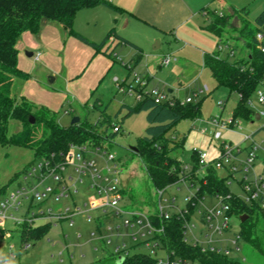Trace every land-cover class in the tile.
I'll list each match as a JSON object with an SVG mask.
<instances>
[{"label":"rangeland","instance_id":"obj_1","mask_svg":"<svg viewBox=\"0 0 264 264\" xmlns=\"http://www.w3.org/2000/svg\"><path fill=\"white\" fill-rule=\"evenodd\" d=\"M219 4L224 3L227 8H231L230 12H222L208 10L207 14L213 18H225L227 26L222 30L221 40L225 44H229L236 49L234 55L228 57L232 62L239 59L246 62L249 55H252L253 48L250 44V38L254 33L253 27L248 24L244 29L243 15H236L233 8L244 10L247 13L248 20L252 23L254 18L264 10V0H219ZM226 14V15H225ZM244 14V13H242ZM227 16V17H226ZM206 25L211 23L208 16L203 17ZM210 34V33H209ZM210 52L215 51L217 37L212 36L207 39ZM174 45L171 48L163 47L159 54H171L175 59H181L178 51L173 52ZM176 49V48H175ZM191 50V51H190ZM20 54H26L31 51L19 48ZM172 51V52H171ZM35 55L36 51H33ZM161 55V56H162ZM159 56V55H158ZM219 56L226 58L227 51L223 48ZM36 57V56H35ZM121 56H119L118 60ZM184 61H190L193 64L203 67L201 72L191 81L178 83L176 81V73L174 70V62L168 67L158 69L150 66L152 57L144 53L140 59L128 70L121 67L122 71L117 73L116 78L118 84L125 87L134 83V75L147 79L148 88H157L160 92L167 94L168 90H173L172 96L180 101L191 99V105H200V113L194 117H184L175 126L170 128L164 135L169 141L170 146L180 145V153L178 149L169 150L163 157H157L163 166H167L173 158L178 154V160L182 162L186 169V173H191L194 169L192 159L193 150L206 153L207 160H218L222 156L224 145L230 146L233 153L238 150L242 152L237 156L238 161H245L248 158L250 144L260 146L255 154L253 169L256 174L264 173V117L257 120L256 115L264 114V104L257 103V96L254 95L248 106L254 111V115L250 121L238 120L234 126L215 127L214 121L229 122L232 119V110L238 103L239 97L236 93L231 92L224 86H217L215 79L210 71L204 67V54L198 50L187 49L183 52ZM31 64H36L37 70L29 73L27 78H16L13 85V96L20 100L27 99L37 108L51 110L44 102L54 101L46 98V94L40 92L36 87L43 88L50 94L52 92H63L67 95L68 101L58 104L52 108L55 114V120L61 127L68 128L71 126L73 118L78 117L81 120V127L92 125L96 122L102 112L111 116L114 123L121 126V131L112 139L104 140L107 136L104 133L105 126L97 130L98 139H89L81 144L87 146L101 147L100 151L88 149L86 160L94 161L98 170L106 167V160L109 156L122 168V174L119 180L124 189L123 200L120 207L124 211L140 212L139 219L146 224V215L156 214L158 210L159 196L157 188L153 186L146 165L139 157L138 153L131 148H137L140 142L145 143L146 113L134 114L131 117H125V110L117 115L123 105L133 106L134 98L122 93L112 81V76L106 77L93 99L83 103L77 97H73L71 92L66 89L67 81L62 75H67L66 68L57 76L53 74H45L40 63H34V58L30 59ZM57 81L52 82V79ZM34 83L36 87L31 86ZM30 84V85H29ZM208 88L207 92L200 93L204 87ZM264 96V90H261ZM97 99L100 105H94ZM125 109V108H124ZM69 110V114L65 111ZM87 123V124H84ZM88 127V126H87ZM21 131V124L17 120H11L8 126V136L14 135ZM113 132L112 127L109 132ZM248 138V140L246 139ZM104 140V141H103ZM247 149V150H246ZM105 152V153H104ZM77 152H74L76 154ZM104 157L102 159L101 157ZM169 156V157H167ZM171 158V159H170ZM73 161H76V159ZM77 162V161H76ZM42 164L41 159H36L33 150L18 147L14 145L2 146L0 144V203L6 199H10L11 195L17 190H32L38 183V179L42 176V172L37 169L34 176L24 179L25 172L31 167H38ZM111 164V163H109ZM228 166V165H227ZM72 172V169H70ZM217 176L226 179L230 191L237 197L246 200L242 182V172L231 174L227 169L217 170ZM82 183H77V192L71 190L68 198L55 202L52 198L43 202L34 200L31 202L20 199L17 207L8 211V217L0 225V261L3 264H112L114 260L124 257L126 254L135 253L151 254L149 247L146 245V239H134V235L140 230L139 226L126 228L123 225L125 219L130 220L132 215L123 216V218H114L106 215L102 210L97 208L106 201V195L99 193L94 187H91V179L89 174L82 176ZM97 184L105 186L106 183L98 180ZM53 186L52 180L45 182L44 186L38 187V191L42 192L46 186ZM195 189L191 187L189 181L177 182L167 188L161 203L167 205L173 198L176 211L187 210L186 198L194 195ZM167 200V202L165 201ZM218 203L214 197L205 196L202 204L196 205V211L191 215L188 226L190 231L186 232L185 238L190 243L194 240L205 242V235L208 229L200 222V216L197 210L210 209ZM250 206V205H249ZM57 208H63L65 213L60 220L50 221L49 228L38 240L29 242L30 248L25 249V242L22 241L18 234V224L16 221H28L33 225H44L48 215H54ZM50 209V212H47ZM68 209V210H67ZM175 210V209H173ZM42 212V214H40ZM251 217V218H250ZM250 223L253 225L252 238L259 243L258 250L253 244L240 240L238 243L239 251L233 255L242 260L244 264H264V217L260 213L253 212L250 214ZM110 228V230H108ZM241 233V220L239 216H231L230 228L221 237L223 241L218 243L220 248H226L230 241L235 240L236 236ZM195 238V239H194ZM150 243V242H149ZM151 242L150 244H152ZM119 249V253L116 249ZM156 257L164 258L165 253L161 250L157 251Z\"/></svg>","mask_w":264,"mask_h":264},{"label":"trees","instance_id":"obj_2","mask_svg":"<svg viewBox=\"0 0 264 264\" xmlns=\"http://www.w3.org/2000/svg\"><path fill=\"white\" fill-rule=\"evenodd\" d=\"M97 6H106L116 10L117 8L106 0H0V144L2 146L14 145L33 150L36 159H41L55 163L60 161L68 153L71 146L81 145L89 139H98L97 130L105 126L104 133L107 135L104 140L112 139L121 131V126L114 123L111 116L102 112V116L92 125L82 126L81 120L76 125L68 128L61 127L55 120V114L44 108H37L27 99L17 100L13 96L12 87L16 78H27L28 75L18 68L17 42L24 32L36 34L41 28L42 20H49L62 24L68 32L92 47L96 51H101L105 42L110 37L96 44L88 41L74 31V20L76 14L83 9ZM236 15H243L244 29L250 24L254 33L250 38L253 48L252 55H249L246 62L237 59L232 62L228 59L234 55L236 49L226 44L227 57L219 56V44L222 42V30L227 26L225 18H213L205 28L217 37V50L204 55V66L210 71L217 86H224L231 92L238 95L239 100L232 112V121H250L254 111L248 106L249 100L256 95L257 91L264 90V10L257 15L252 23L247 18L244 10L233 8ZM244 13V14H242ZM227 17V16H226ZM261 37V39L258 38ZM105 54L111 56L112 53ZM174 103L157 104L154 100L145 96L140 102H135L133 106H126L125 117L134 114L146 113V136L144 142L137 145V153L146 165L149 178L154 187L159 191L166 190L171 185L177 183L181 178L186 177L197 190L194 197L187 203V212L183 216L172 214L168 219L160 218L157 214L149 215V220L153 227L162 229V232L155 234L152 239L156 240L160 248L164 250L172 260L180 259L195 264H244L235 255H225L218 252H202L201 247L185 242L184 226L190 221L191 215L196 211V205L205 196L227 197L230 205L229 214L231 216L247 215L248 219L241 222L240 240L251 243L258 250L259 243L252 238L253 225L250 223V214L260 213L264 217L258 203L249 204L245 200L235 196L229 188L226 179L219 178L217 171L213 167H208L203 178H199L196 171L199 168L198 157L192 152L194 169L191 173H186L185 165L178 160L179 154L170 160L167 166H163L157 157L165 156L169 150L178 149L180 145L170 146L169 141L164 137L165 133L175 126L184 117H196L200 113V105L191 103L181 104L182 101L169 95ZM97 101L94 105H97ZM99 106V105H97ZM122 107L117 115L121 113ZM35 119L34 124H30V118ZM11 120H17L21 124V131L8 136V126ZM114 125L118 130L109 132V128ZM103 140V141H104ZM169 157V156H167ZM171 159V158H170ZM26 173V172H25ZM242 185V183H241ZM250 205V206H249ZM31 207V202H30ZM250 217V218H249ZM50 223L44 225L20 224L18 234L26 244L38 240L49 228ZM237 253V252H235ZM112 264H158L156 259L150 254L135 253L124 256L120 262L114 260Z\"/></svg>","mask_w":264,"mask_h":264},{"label":"crops","instance_id":"obj_3","mask_svg":"<svg viewBox=\"0 0 264 264\" xmlns=\"http://www.w3.org/2000/svg\"><path fill=\"white\" fill-rule=\"evenodd\" d=\"M106 1L117 9L97 6L80 10L76 14L73 24L74 31L92 43L98 44L110 34L101 51H96L72 36L62 24L42 20L38 33L24 32L19 37L17 42L19 70L28 76L29 73H34L37 66L31 64L30 59L33 58L34 63H40V69L48 75L57 76L63 72L62 68H66L67 75H62V78L67 81L66 89L71 92L73 97L86 103L93 99L94 94L107 76L111 75L112 81L115 82L117 73L122 71L120 66L128 68V70L132 69V66L144 53L152 57L148 64L149 67L165 68L161 66V60L164 56L171 54L162 55L159 53L163 47L171 48L173 44L176 48L173 49V52L178 51V56L181 58L175 59L171 55L175 59L173 62L174 70L177 72L176 81L178 83L191 81L198 76L203 67L187 60L184 61L182 59L184 50L195 49L204 55L214 52H210L211 49L207 41L210 34L214 35L205 28V24L202 23L203 17L208 16V10L219 13H223L221 8L225 12L232 10L227 8L224 3L219 4V0ZM217 43L218 39L215 44L216 48ZM19 48L31 51L33 56L28 57L20 54ZM33 51H36L37 54L35 55ZM104 51L112 53V55L108 56ZM119 56L121 57L118 60ZM54 81H57V77L52 79V82ZM31 86L36 87L34 83H31ZM36 88L45 93L46 98L51 100L55 98L53 102L43 103L51 110L58 104L68 101L67 95H64L63 92L58 91L50 94L44 86ZM167 93L171 95L173 90H168ZM173 98L176 97L173 96ZM97 102V105H100L99 99ZM122 107L125 108L122 110L127 113L126 106ZM261 117L264 115H256L257 120ZM56 210L64 209L57 208ZM126 212L141 214L136 210ZM46 221L50 223V221Z\"/></svg>","mask_w":264,"mask_h":264},{"label":"built area","instance_id":"obj_4","mask_svg":"<svg viewBox=\"0 0 264 264\" xmlns=\"http://www.w3.org/2000/svg\"><path fill=\"white\" fill-rule=\"evenodd\" d=\"M261 39L260 36H258ZM223 48H227L224 42H221L218 46V49L221 51ZM175 59L171 55H166L161 60V66H168L170 65ZM124 65V64H123ZM118 89L122 91V93L127 94L134 98L135 102L142 101L145 96L151 97L155 103H169L173 104L174 100L169 96V94H164L160 92L157 88H148V81L143 77H139L138 75H134V83L129 84L125 87H122L118 84V79H114ZM207 87L200 90V93L207 92ZM257 103L264 104V96L262 91H257ZM191 103V99L187 98L185 101H182L181 104ZM250 104V102H248ZM65 114H69V110L65 111ZM264 115V114H262ZM215 127H231L234 126L232 119L229 122L218 121L215 120L214 122ZM113 132L118 130V126L114 125L112 127ZM248 140V138H246ZM260 146H254L253 143L250 144V151H248V158L245 161H238V165L233 164V161L237 162V156L242 152L238 150L236 153H233V149L230 148L228 145H224L222 150V156L218 160L208 161L207 155L204 152L193 150L198 157V164L199 168L196 171V174L199 178H203L206 169L210 166L213 167L216 171L227 169L230 171L231 174L242 172V187L244 193L246 195L245 202L252 204L258 203L260 208L264 210V173L256 174L253 166L256 157V150ZM88 149H95L97 152L100 151L101 147L91 146L87 147L84 145H74L71 146L70 150L60 161L55 163H51L49 161L43 160L42 164L38 165V167H31L24 175V179L31 178L34 176V173L39 169L42 173V176L38 179L37 185L30 191H25L24 189L17 190L13 193L10 199H6L5 201L0 203V225L1 223L6 220L8 217H12L8 215V211L11 208L17 207L20 204V199H25L26 201L33 202L34 200L38 202L46 201L49 198H52L55 202H60L64 198H68L71 194V190H74V193L77 192L76 185L77 183H82V176L84 174H89L91 179V187H95L99 193H104L106 195V201L102 203L98 210H102V212L106 215H110L114 218H123L126 215H132L130 220L125 219L123 221V225L128 227H135L139 226L140 230L137 234L133 237L135 240L137 238H148L146 239V245L149 247L151 256H153L158 264H195L189 261H183L180 259L172 260L170 256L160 248L159 243L156 240H153L152 237L157 233L159 234L162 232V229H156L153 227L149 220V216L146 215L145 221L146 224L142 220L139 219V215L127 213L120 207V203L123 200V193L124 189L121 185L119 180V176L122 174V168L114 161L112 156H109V160L106 162V167L103 170H98L97 166L94 161H87L86 155ZM74 152H77L74 154ZM105 153V152H104ZM104 159V157H101ZM73 159L76 161H73ZM111 163V164H109ZM228 165V166H227ZM72 169V172H70ZM187 167H185L186 171ZM52 180L53 186H46L42 192L38 191V187L44 186L45 182ZM98 180H102L106 183L105 186H100L97 184ZM186 182L189 181L186 177L181 178L178 182ZM195 191L197 190L195 187L192 186ZM167 190V189H166ZM166 190L157 191V195L159 196L158 202V210L156 214L160 218L168 219L172 214H179L183 216L186 214V210H178L176 211V207L174 206L175 199L173 198L170 202H167V205L163 206L161 203L162 197ZM191 197L186 198V202L192 200ZM218 203L213 208H206L203 210H197L200 216V222L207 227L208 234L205 235V242H199L198 240H194L190 242V244L198 245L201 247L202 252H218L223 253L225 255H232L235 252L239 251L238 243L240 241L239 237L236 236L235 240L230 241L229 245L226 248H220L218 243H221L223 239L221 238L223 234L229 230L230 222H231V215L229 214L230 205H229V198L230 195L227 197L222 196H215ZM204 199V198H203ZM202 199V200H203ZM202 200L199 201V204H202ZM175 209V210H173ZM68 210V209H67ZM50 209H47V212H50ZM65 213L64 210H55L54 215H48V221L53 220H60ZM42 214V212H40ZM189 222V221H188ZM188 222L185 223L184 226V240L185 242L189 243L186 238V232L189 229ZM21 222L16 221V224L20 225ZM27 223L30 224L28 221L22 222V224ZM110 230V228L108 229ZM195 239V238H194ZM153 242L152 244H150ZM30 244H25V249H29ZM161 250L165 253L164 258L156 257L157 251ZM116 252L119 253V249H116ZM128 255V254H126ZM125 255V256H126ZM124 258V257H123ZM0 264L1 263L0 261Z\"/></svg>","mask_w":264,"mask_h":264},{"label":"water","instance_id":"obj_5","mask_svg":"<svg viewBox=\"0 0 264 264\" xmlns=\"http://www.w3.org/2000/svg\"><path fill=\"white\" fill-rule=\"evenodd\" d=\"M28 57H32L33 56V53H27L26 54ZM30 124H34L35 123V119L33 118V117H31L30 118ZM80 122V118H78V117H75V118H73V120H72V122H71V125H76V124H78ZM133 151H135V152H137V148H131ZM248 219V216L247 215H243V216H241V218H240V220H241V222H244V221H246ZM124 258L122 257V258H120L119 260H118V262H120V261H122Z\"/></svg>","mask_w":264,"mask_h":264}]
</instances>
